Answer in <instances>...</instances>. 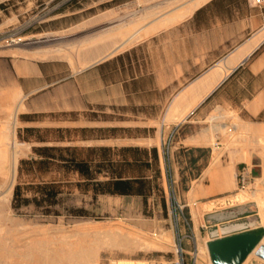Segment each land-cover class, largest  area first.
I'll list each match as a JSON object with an SVG mask.
<instances>
[{
  "label": "rangeland",
  "instance_id": "obj_1",
  "mask_svg": "<svg viewBox=\"0 0 264 264\" xmlns=\"http://www.w3.org/2000/svg\"><path fill=\"white\" fill-rule=\"evenodd\" d=\"M180 1L0 0V241L3 239L4 246L9 247L16 239L17 244H22L26 236L37 238L40 234L44 237L45 232H52L59 236L62 245L66 240H81L87 245L98 240L101 242L100 264H155L177 258L182 248L186 261L191 262L194 240L198 249L204 246L217 226L245 224L244 229L228 235L262 230L264 133L261 129H253L250 134L244 130L234 131L231 124L224 146L229 151L241 153L239 158L246 163L232 170L231 186L213 197L191 202L190 207L186 206V182H176L173 167H162L159 162V175L154 177L153 169L147 171L153 178L147 195L100 194L95 199L91 192H84L75 184L81 177L72 173L69 181L73 184L65 205L84 207L90 211L87 217L74 216L66 210L60 215L47 214L33 203L13 208L14 189L20 181V162L39 157L34 147L72 146L78 148L81 156L100 159L101 151L88 147L123 144L144 133L133 123L140 119L142 109L133 107L132 100H124V93L117 92L115 87L102 93L99 72L97 68L90 69L92 64L80 71L75 68L85 58L112 51L113 40L97 41L100 34L147 13L157 16L188 2ZM15 90L21 94L17 100L13 94ZM117 95L121 96L120 103L128 102L130 106L117 107ZM19 103L23 108L17 113L14 140L20 143L22 151L14 173L10 202L5 203L2 196L10 183L7 176H10L11 165L4 166V159L7 155L12 159L16 148L11 144L12 138L6 140L4 137V130L9 113L15 112ZM232 117L235 122L234 115L229 118ZM116 125L125 128L117 131L113 128ZM26 126L38 129L32 134L23 130ZM2 147L8 150L2 151ZM248 152V156L242 154ZM128 157L133 158L132 155ZM244 171L246 178L243 179ZM32 179L25 174L21 181L30 183ZM242 194H250V197L242 200ZM25 195L30 197L32 192ZM107 232L127 238L140 237L141 243L130 248L113 245L108 242ZM209 254L211 257L210 250ZM249 256L247 264H264V259L255 252ZM199 261L207 264L201 258Z\"/></svg>",
  "mask_w": 264,
  "mask_h": 264
},
{
  "label": "crops",
  "instance_id": "obj_2",
  "mask_svg": "<svg viewBox=\"0 0 264 264\" xmlns=\"http://www.w3.org/2000/svg\"><path fill=\"white\" fill-rule=\"evenodd\" d=\"M106 56L90 64L101 92L115 87L142 109L133 123L144 133L114 146L157 147L162 167L186 182L188 207L222 193L221 168L246 163L224 146L230 124L249 134L264 125V4L207 0L180 22ZM116 99L117 107L130 106ZM256 233L264 235V226Z\"/></svg>",
  "mask_w": 264,
  "mask_h": 264
},
{
  "label": "trees",
  "instance_id": "obj_3",
  "mask_svg": "<svg viewBox=\"0 0 264 264\" xmlns=\"http://www.w3.org/2000/svg\"><path fill=\"white\" fill-rule=\"evenodd\" d=\"M37 129V127H26L24 131L33 134ZM88 148L99 149L100 159L81 156L77 152L78 148L72 146L34 147L39 157L20 162V181L14 189L13 208L18 209L33 203L47 214L60 215L66 210L74 216L87 217L90 211L84 207L70 208L65 205L67 196L71 192L69 189L73 184L69 181L72 173H78L81 177V181L75 184L82 191L91 192L96 199L100 194L147 195L151 191L153 181L147 171L153 169L154 177L161 172L158 167L160 156L157 147L149 149L131 145H101L98 148L91 146ZM116 155L119 158H116ZM129 155L133 158L130 159ZM24 165L31 166L24 167ZM53 165L58 167H52ZM197 173H200V167ZM25 174L33 177L30 183L21 181ZM28 191L32 192L30 197L25 195Z\"/></svg>",
  "mask_w": 264,
  "mask_h": 264
},
{
  "label": "bare ground",
  "instance_id": "obj_4",
  "mask_svg": "<svg viewBox=\"0 0 264 264\" xmlns=\"http://www.w3.org/2000/svg\"><path fill=\"white\" fill-rule=\"evenodd\" d=\"M205 1L207 0H188V2L182 5L180 4L178 8L176 9L173 8L174 10H171L163 14H159L157 16H155L153 13H147L146 15L136 20L130 21L128 24H121L112 31H109L104 34H100L99 37L101 38H97V41L98 40H113L114 48L112 49V51H110V54H113L114 52H117L121 49L123 50V48L125 47L127 48L128 46H131L143 39H146L158 33L159 31L163 29H166L180 22L181 20L188 17L193 11H195V9L199 5H201ZM179 2L181 1L179 0ZM153 15L155 16L154 18L147 20L149 17ZM107 54H109V52H103V53L101 52L91 57L90 59L85 58L82 61L81 65L76 67L75 70L80 71L88 67L93 62L100 61L103 58L107 57L106 56ZM13 94H14V97L16 98L15 100H17L21 96L18 90H15ZM22 108H23L22 104H19L17 105L15 112L12 111L9 113L8 118H7V121L8 120L9 121L6 124V128L4 130L5 132L4 137L6 138V140H10L12 138L13 141L11 144H13L14 147L16 148L12 159H9L10 157H8V155L4 159V166H6L7 164L11 165L9 169L11 170L10 176L9 175L7 176V178L10 179V183L2 196L3 201L5 203L10 202V197L12 195L13 186H14L13 185L14 184V173H15L16 166L18 163L19 155L22 151L20 148V143L14 140L15 139L14 135L16 134L14 130L16 126L17 113ZM260 129H261L260 131L264 133V125L261 126ZM242 136L245 137L243 134ZM240 139L241 138L239 136V140ZM234 140H237V139L234 138ZM6 143L8 142L6 141ZM1 150L7 151L8 149L5 147H2ZM248 154L249 152L244 153V156H248ZM260 154L262 153L260 152ZM232 170H234V167H222L220 170V179L223 182L224 188H228L229 186H231L232 182L234 181L232 177ZM249 195L242 194L240 195V198L242 200H246ZM258 195L256 196L260 200L261 198L258 197ZM244 227H245V224L243 223L234 224V225L225 226V227L217 226L212 229V232L215 235H223V234H226L232 231H236V230L238 231V229H242V228L244 229ZM44 234H46L44 237L39 236L40 234H38L37 238H31L30 236H26L23 238V240L25 241L22 242V244H17L18 240L16 239L9 247L4 246V242L2 239L0 241V264H100V244L101 242H99L98 240L88 245L84 244L85 242L81 240L80 241L66 240L65 241L66 243L62 245L58 241L59 236L52 234V232L51 234H49V232H45ZM106 235L109 236V240H108L109 243L113 245H120L125 248H130L132 245H137L141 243L140 237L127 238V236L124 237L123 235H119V234H110V232H107ZM261 244H264V237L262 239ZM198 257L201 258L203 261H205L207 264H214L211 260L207 244L199 247ZM249 258L251 257L249 256L248 259ZM247 262L248 261L245 260L243 264H247Z\"/></svg>",
  "mask_w": 264,
  "mask_h": 264
},
{
  "label": "water",
  "instance_id": "obj_5",
  "mask_svg": "<svg viewBox=\"0 0 264 264\" xmlns=\"http://www.w3.org/2000/svg\"><path fill=\"white\" fill-rule=\"evenodd\" d=\"M262 239L255 231L237 232L212 239L208 247L214 264H243L253 251L264 259Z\"/></svg>",
  "mask_w": 264,
  "mask_h": 264
},
{
  "label": "built area",
  "instance_id": "obj_6",
  "mask_svg": "<svg viewBox=\"0 0 264 264\" xmlns=\"http://www.w3.org/2000/svg\"><path fill=\"white\" fill-rule=\"evenodd\" d=\"M253 1L255 3L264 4V0H253ZM245 173H246L245 171H244V173H242L243 179L246 178ZM227 235H228V233L223 234V235H215L213 232H211V237L207 240V244H209V242L214 238L224 237ZM198 251H199V249H198L197 241L194 240V248H193L192 252L190 253L191 254V262L186 261V258L184 255L185 250L182 248L181 253H179V251H178L177 258L171 259V260L158 261L155 264H200L199 257H198Z\"/></svg>",
  "mask_w": 264,
  "mask_h": 264
}]
</instances>
